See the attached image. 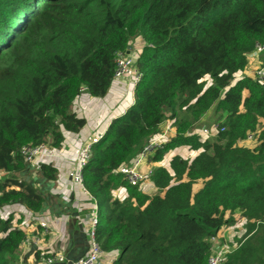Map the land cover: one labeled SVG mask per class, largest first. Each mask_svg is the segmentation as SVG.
<instances>
[{
    "label": "trees",
    "instance_id": "1",
    "mask_svg": "<svg viewBox=\"0 0 264 264\" xmlns=\"http://www.w3.org/2000/svg\"><path fill=\"white\" fill-rule=\"evenodd\" d=\"M138 38L135 103L110 120L83 169L85 189L105 207L101 250L116 253L110 264H207L210 238L238 211L246 230L223 264H264V82L238 75L264 44V0H0V209L42 210L43 194L21 178L20 148H59L64 132H79L86 121L74 100L104 97L117 54ZM212 108L222 121L204 140L194 129ZM168 117L175 133L151 160L180 146L197 153L153 167L159 192L148 194L117 170ZM250 133L257 145H238ZM38 172L57 175L46 163ZM120 188L124 198L113 195ZM19 223L0 216V264H21Z\"/></svg>",
    "mask_w": 264,
    "mask_h": 264
},
{
    "label": "crops",
    "instance_id": "2",
    "mask_svg": "<svg viewBox=\"0 0 264 264\" xmlns=\"http://www.w3.org/2000/svg\"><path fill=\"white\" fill-rule=\"evenodd\" d=\"M137 40L133 42V45ZM132 50V49H131ZM124 80L113 79L109 87L111 99L106 97H93L86 92H82L73 102L72 111L86 121L84 127L77 133L64 132V140L58 148V156L53 161L44 160L39 156L34 162L28 164L27 169L22 175L25 180L37 178L39 174L38 166L41 163H48L56 167L57 175L53 181L44 180L42 182L44 193V205L38 214H32L19 204L7 205L4 208L5 216L13 212L15 219H19V228L22 226L30 236L29 244L20 248L23 253V261L26 264H44L35 261L34 254L40 249L51 252H65L70 260L84 255L87 250V217L92 206V201L88 195L83 192L81 187L74 183L69 176L73 166V157L76 155L80 143L90 135L103 132L110 120L123 114L129 106L135 103V94L131 89L126 87L125 92L117 96L118 83ZM115 97V98H114ZM177 148V147H176ZM171 154L163 166H168V161L173 155H180L183 158H193L197 151L190 150L186 146H180ZM155 162L152 166L161 165ZM148 194H155L159 191L152 185L148 184L142 189ZM117 197V193H113ZM125 194L120 198H124ZM17 207L19 209H17ZM4 216V217H5ZM39 221L47 223L48 233H44V228L39 226ZM36 239L39 241L36 243ZM116 253L103 254V264H110ZM62 264V263H53Z\"/></svg>",
    "mask_w": 264,
    "mask_h": 264
},
{
    "label": "built area",
    "instance_id": "3",
    "mask_svg": "<svg viewBox=\"0 0 264 264\" xmlns=\"http://www.w3.org/2000/svg\"><path fill=\"white\" fill-rule=\"evenodd\" d=\"M136 57L133 52L118 53L115 59V70L113 78H124L128 85L131 86V90L134 92V88L140 81L141 72L136 66ZM239 77L249 76L254 79H258L264 82V44H259L255 49L247 54V65L245 70L238 74ZM223 128L220 129L222 131ZM175 128L172 121H164V129L159 131L155 136L151 137L148 142L142 147L138 153V157L133 163L123 164L118 168V172L122 174L123 178L130 185H141L150 180L152 169L146 171H139V162L148 154H154L157 148L168 140V133ZM105 131L90 135L86 138L78 147L76 155L73 157V166L69 172V176L72 181L78 184L83 192H85L89 199L92 201V206L89 210L87 217V250L84 255L79 256L73 260H70L65 252H51L40 249L38 251L39 261L44 264L62 263V264H102L103 251L100 248V244L97 241L96 226L98 224V205L96 204L93 196H91L85 189L83 183V169L92 155L93 148L97 142L103 137ZM202 133H207L206 129L202 130ZM255 133L247 135L248 140L255 138ZM45 144L38 145H24L20 148V154L23 156V160L30 164L34 162V159L39 156H52L53 154L45 150ZM4 172L0 171V176ZM39 226L44 228V233H48L47 223L45 221H39ZM219 233V232H218ZM218 233L216 236L210 238L211 242V255L208 258L207 264H223V261L227 253H230L234 248H229L226 244H222L219 240ZM39 240L36 239V243Z\"/></svg>",
    "mask_w": 264,
    "mask_h": 264
},
{
    "label": "rangeland",
    "instance_id": "4",
    "mask_svg": "<svg viewBox=\"0 0 264 264\" xmlns=\"http://www.w3.org/2000/svg\"><path fill=\"white\" fill-rule=\"evenodd\" d=\"M142 45H143V41L138 38L137 39V43L135 45H133L132 47L130 46V49L129 52H133V55L135 57L138 56L139 52L141 51V48H142ZM126 54H128L127 50L125 52ZM115 80L117 79H122L124 80L125 84L128 85V82L124 79V78H113ZM205 86H208L211 84V79L207 76L205 77ZM124 82L121 81L118 83V94L117 96H120L122 95L125 90H124ZM128 89H131V86H129ZM106 99L113 102L116 98L118 97H114L115 99H111L110 97V93L107 92L106 95H105ZM168 121L171 122V120L169 119V117L166 119ZM165 121V120H164ZM164 121L160 124L159 126V131H162L164 129ZM222 121V118L220 116V113L215 111L213 108L211 110H209L207 113H205L201 118L200 120L196 123V126H195V129L194 131L196 133L199 134V136L204 139V140H212L214 139L216 133L218 132L219 130V127L217 126V124L219 122ZM203 129H206L207 130V133H202V130ZM173 136V131H170L168 133V138L172 137ZM257 138H253L251 140H248V139H245L243 141H240L238 143V145L240 146H245V147H253L255 145H257ZM46 147H45V150L51 152L53 155L52 156H41L43 157V159L46 161V160H49V161H53L54 158H56L58 156V148H55V147H50L49 144L45 143ZM181 148H175L173 150H170L168 151L164 157L162 158L161 161H159L158 164H161V165H164V163H166V160L167 158L173 154L176 150H180ZM153 154H148L146 155L140 162H139V165H138V170L143 172V171H146L148 169H152L154 166H152L153 163H155L156 161H152L151 158H152ZM138 157V154H136L134 157L131 158L130 162L129 163H133L134 160ZM37 158V157H36ZM35 158V159H36ZM34 159V161H35ZM190 159V158H188ZM47 162V161H46ZM48 164V163H46ZM51 165V164H50ZM23 178V177H21ZM44 178L41 176V175H38L37 178H33L31 177L30 181L35 187L36 189L43 194L44 197H46L45 193H44V189H43V185H42V182H44ZM151 182L148 181L146 183H143L141 184L139 187H141L142 189L143 188H146V186H148V184H150ZM117 193V197H122L124 194H125V190L123 188H120L116 191H114V194ZM95 200V199H94ZM96 202V201H95ZM97 204V203H96ZM5 207V206H4ZM17 209H19L17 207ZM30 213L32 214H38L39 212H31L29 211ZM105 213V207L100 205V207L98 206V214L99 216L101 214H104ZM235 221H236V224L234 226H231V227H224L222 228L219 233H218V236H219V240L222 244H226L229 248H234L236 245H238V241L242 238V236L244 235L245 233V230H246V220L244 218H242V216L240 215V213L238 211L235 212ZM0 216L1 217H4L5 216V211H4V208L2 207L0 209ZM19 225V224H18ZM22 230L25 232V239L22 241V246H24L25 244H29V241H30V236H28L29 234H27L26 230L24 229V227L22 226ZM18 261L21 263V264H24V261H23V253H21L19 251L18 253ZM103 264V262H102Z\"/></svg>",
    "mask_w": 264,
    "mask_h": 264
},
{
    "label": "water",
    "instance_id": "5",
    "mask_svg": "<svg viewBox=\"0 0 264 264\" xmlns=\"http://www.w3.org/2000/svg\"><path fill=\"white\" fill-rule=\"evenodd\" d=\"M130 49H131V48H130V46L128 45V46H127V52H129Z\"/></svg>",
    "mask_w": 264,
    "mask_h": 264
}]
</instances>
